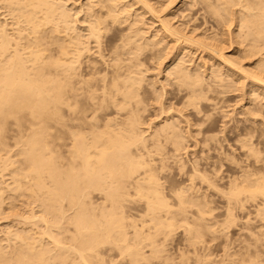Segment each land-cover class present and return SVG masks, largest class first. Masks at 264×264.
Returning <instances> with one entry per match:
<instances>
[{
    "label": "bare ground",
    "instance_id": "bare-ground-1",
    "mask_svg": "<svg viewBox=\"0 0 264 264\" xmlns=\"http://www.w3.org/2000/svg\"><path fill=\"white\" fill-rule=\"evenodd\" d=\"M68 1L0 0V116L2 118L9 116L8 119H13L14 117L11 116H15L16 118L14 119H19L21 123L27 120L24 125H27L26 129L28 128L30 132L25 139L23 138L28 142L24 141V143L29 145V148H26L28 150L25 155L29 156L30 158L28 159L33 161L34 168H32L33 166L31 168L35 175V181L31 180L35 182L34 187L31 186V190H29L30 188L27 189L32 195H37V198L40 197L46 206L49 203L46 200L52 201L53 205L49 206H52L55 212L50 213V218L55 219V221H51L49 217L47 218V213L45 212V215L41 211L42 214L38 218L43 223L42 227H39V225L37 227L34 221L35 228L30 226L31 228L25 230H21V228L20 231L22 232H15L12 236L19 238L17 242L20 240L21 246L17 251L12 245V248L16 251H13V254L11 252L12 255L10 256L7 255L8 251H6L8 253H5L0 249V264H8L11 260L14 261V264H68L70 256L62 253L67 249H72L78 253L80 259L86 264H92L85 254L90 252L91 256L96 258L100 254L96 246L106 241L109 243L113 242L117 247H122V249L126 248L134 255V261H136L140 257L141 249L139 250L138 246H131L133 244L131 243L132 238L140 237L145 240L146 237L153 243L154 238H157V236H154V238L150 236V228H154L157 234L159 232L168 233L174 227L176 218L188 223L193 218L190 220V215L193 214L192 216L195 218V213L198 215L196 218L200 219V216L203 217L205 213L210 214L213 211V206L215 207L214 198H216L215 201L218 198L224 200L223 203H225L226 214L224 221L222 220V225L226 223L225 226H227V224L234 223L238 217L234 215L237 208L238 210H248L246 207L247 203L254 206L252 210L256 213L255 218L264 223V147H261V143L262 146L264 143L259 139L256 140L255 137V133L259 130L255 132L249 127L247 129L246 126L234 129V126H232L233 129L229 130L233 133L231 137L235 136V138L231 146L234 145L236 147L235 149H230L232 153L226 152L227 144L223 146L222 143L220 147L217 146L218 148L215 144L214 146L210 144L213 141H220L218 139L221 138L216 139L215 135H210L212 131L211 124L214 121L212 113L203 114L202 112L207 104L209 106L212 105L215 110L217 104H219L216 103L215 98L217 92L211 93L212 91H217L214 90V86H216L213 85L214 83L223 88H229L230 86V83L224 82L226 78L219 74L221 72L217 73L216 69L213 73L214 75H211L212 77L209 76L212 78L210 79L212 81L209 82L208 79L205 80L201 72V75H195V73L193 75L192 68L188 69L189 65L183 66L182 62V64L179 62V64L175 63L173 67H170L169 76L174 77L179 85H185V88H182L184 101L179 96L177 98L189 109L186 114L183 113L186 118L179 114L186 119L185 123L182 122L186 125L184 126L185 129L179 127L181 121L174 119L170 122L165 119V121L162 120L161 124L158 122L159 125L157 127H155L156 125L149 126L151 124L149 121L150 123L146 124L149 126L146 130V126L143 128V124L146 121L140 115L144 108L143 105V108L141 107V103H143V100L147 102L146 97L143 99L144 92H142V89L145 88L144 85V88H142V80L145 77L143 70L145 68L142 70L141 66L148 64L150 60L163 59L169 49L164 52L167 46L162 44L163 42L166 43L165 40L169 38H171L170 44L174 39L175 44L176 42L177 45L179 43L180 48L185 45L186 47L193 45L195 46V49L193 48L195 51H197L196 48L209 50L212 56L220 63V68L223 65L226 70L238 71L236 72L237 74L240 72L245 76L244 78H250L252 80V84L251 82L250 84L254 91L260 87L264 89V0H202L206 3L207 10L210 9L224 26L230 27L235 23L236 35L234 33L232 35H235V41L239 44L246 43L245 47L243 46L242 55L250 60L249 66L251 68L249 69H246L241 64V61L238 62L235 57L232 59V56L226 55L223 48L217 47V43L216 45L215 43L211 44V42L207 44L208 41L206 43L202 41L205 38L199 39V36L195 38L193 35H195L196 30L193 35H187V32L184 31L186 34L182 32L186 29L183 28L180 31V27H177V29L176 26H172L169 20L163 19L158 14L160 11L158 12L154 7V3L151 4L149 0H96L89 4H86L85 0V3H82L83 1L81 3L78 2L80 4L79 7L74 3L76 4L74 8L70 7L71 5H69ZM169 1L171 2L172 0ZM192 2L191 4H193ZM233 4H238L240 7L236 9L235 5L236 10L234 11V8H232ZM193 8L191 6V9ZM82 12L85 15L83 23L81 21L82 26H86L84 33H81V27L78 25L81 20L78 15L80 13L82 15ZM191 13L195 14L192 11ZM147 19L151 20L154 25L149 26ZM84 21L86 22L85 25ZM152 26H154V32L150 34L148 30L153 28ZM192 32L193 30L190 31V34ZM147 33L150 35L148 36ZM214 33L215 37L217 32ZM207 37L209 38L210 34ZM217 38L219 39V37ZM217 38L215 39L216 41H218ZM215 40L213 41L215 42ZM184 43L189 46L187 44L183 45ZM170 46L174 47L173 45ZM169 48V53L172 54L173 49ZM190 48L192 47L190 46ZM175 49L179 48L174 47ZM176 52H174L175 55ZM95 54H99L98 56L101 59L95 57ZM107 56L109 59H105ZM168 56L170 55L168 54ZM209 58L211 57L209 56ZM178 59L181 58L178 57ZM184 61L186 60L184 59ZM214 70L212 69L211 73ZM227 73L229 74V72ZM233 74L235 73L233 72ZM237 78L239 77L237 76ZM179 85L177 88H179ZM211 89L213 90L209 96L208 91ZM218 91L220 92V90ZM260 93L264 94V92ZM211 94L216 95L213 97ZM180 100L178 102L181 104ZM171 104L167 105L168 110L173 108ZM173 109L176 111V108ZM260 109L262 108L257 110L260 111ZM178 111L181 112V110ZM26 112H28L27 114L30 113L32 117L30 120L25 118L22 121L23 114H26ZM163 112L166 111L163 109ZM163 112L161 111V113ZM167 114L166 112L164 115ZM168 116H171V114ZM168 116H165V118ZM188 116H190V119ZM191 116L193 118L192 122ZM177 117L179 116L177 115ZM258 118L260 117L258 116ZM260 119L262 120V118ZM2 120H5V118ZM6 121L8 122V120ZM14 122L16 123V121ZM50 123H53V125L51 126ZM202 124L203 126L205 124V128L201 129L203 127ZM49 125L54 128L53 132L49 131ZM191 126L193 128L195 126L196 128L201 127L192 129ZM20 128L24 129V126ZM150 128L152 132L148 134L147 131ZM258 136L260 138V135ZM261 139L263 140V138ZM188 142H191L190 145L200 151L206 146L208 152H206V155L200 156V158H194L195 155L194 159H190L189 155L191 153L188 152ZM3 144L5 145V143ZM209 144L211 145L210 148L207 147ZM21 149L19 150L21 151ZM182 151H184V154ZM211 151L215 152V155H211ZM186 154L189 157H187L188 159ZM22 155H24L23 152ZM3 161L6 162L5 158ZM5 162L3 163L5 164ZM169 163L177 165L178 174L183 180L175 185L168 186V193H166L164 191L165 186L159 181L158 176L165 172L167 167L168 171L171 170ZM7 165L4 166L6 167ZM12 165L14 164L12 163ZM28 167L30 168V165ZM3 170L2 172H4ZM1 173L0 176L2 177L6 172L2 175ZM21 173L25 175L26 172L21 171ZM23 174L21 176L18 175L21 179H24L23 183L26 182L29 185L33 175L26 173L25 180ZM3 180L4 184L6 179ZM7 183L9 184V182ZM13 186L12 189L14 188ZM6 189H10L9 185L6 186ZM5 196L0 193V211L2 206H5L2 203L4 202L3 198L6 199ZM7 202L5 200L6 205ZM136 202H142L143 208L136 214L128 212L126 208ZM8 203L10 204V202ZM9 204L7 205L8 208L11 207ZM194 207H196V210H194ZM201 207L205 209L202 210ZM66 208H69V210L74 209L72 211L74 214L70 216L68 212L66 216L70 217H66L65 212L68 211V209L66 211ZM215 208L217 209V206ZM192 210L195 212L192 213ZM0 213L3 212L1 211ZM52 214L55 215H53L54 218H52ZM18 216L16 215V218ZM35 216L33 213L30 216L21 218L29 223ZM58 217L61 221H56ZM64 217L68 218V220L65 218L68 223H73V226H76L79 233L88 234L90 238L80 241L78 247L68 245L67 242V245L63 243L62 240H65V237L63 239L60 232L58 234H61L59 235L61 237L57 236L56 233L62 219L65 220ZM241 218L239 220L243 223ZM188 219L190 221L187 222ZM16 220L15 222H19V218ZM247 221L249 222V218ZM141 223L143 224L139 227ZM17 224L19 225V223ZM19 226L21 227V225ZM24 226L22 224V227ZM60 226V231L65 233L63 236L67 234V230L70 231L71 229L70 227L63 231V224ZM129 226L134 229L132 238L128 229ZM259 226L260 229L261 227L264 229V224H259ZM54 227L56 233H54ZM6 229L9 231V228ZM15 229L13 227V231ZM258 229L256 230L257 232H259ZM261 232L258 234H261L264 238V231ZM254 234L256 235L257 233ZM251 236L253 237V235ZM74 237L76 238L75 235ZM2 239L6 240V237L4 236ZM45 240L47 243H45ZM48 244H52L50 245L51 248L53 246L54 248L62 247L63 249L61 248V252L57 250L58 253L54 251L55 254H53L51 250L53 251L54 248L51 249ZM3 248L5 249V247ZM99 259H95L96 262H100L101 259Z\"/></svg>",
    "mask_w": 264,
    "mask_h": 264
},
{
    "label": "rangeland",
    "instance_id": "rangeland-1",
    "mask_svg": "<svg viewBox=\"0 0 264 264\" xmlns=\"http://www.w3.org/2000/svg\"><path fill=\"white\" fill-rule=\"evenodd\" d=\"M71 0H69L68 1V3H70L69 5H71L70 7H72V8H74V7H76V4H77V7H79V3H81L82 1V3H85V0H73V1H71ZM77 1V2H76ZM95 2L96 0H89L88 2H87V0H86V4L88 3H90V2ZM150 2H151V4L152 3H154V7L157 9V11L159 12L158 14H160L161 16H162V18L163 19H167V20H169L171 23V25L172 26H176V28L177 27H180L179 28V30L180 31H182L183 30V28L184 29H186V30H183L182 32L183 33H185V32H187V35L189 34V35H193V33H194V31H195V35H193L195 38H198V36H199V39H201V38H205V40H202V41H204L205 43L207 42V44L209 43L210 44V42H211V44L213 43H215V45H216V43H217V47L218 48H223L222 50L224 51V53L226 54V55H228L229 57H231L232 56V59H234L233 57H235V59L239 62V61H241V64H243V66L246 68V69H249V68H251V66H249V62H250V60L248 59V58H245L243 55H242V50H243V48L245 47V45H246V43L245 42H243V44L241 45V44H239L237 41H235L236 40V37H235V35H236V26H235V23L234 24H232V26H230V27H227L226 25L224 26L223 25V23H221L220 22V19L218 18V17H216L213 13H212V11L210 10V9H208L207 10V5H206V3L204 2V1H202V0H172L171 2L169 1V0H149ZM167 1V2H166ZM169 1V2H168ZM191 1H193L192 3L193 4H195V5H193V4H191ZM211 1H213V0H211ZM230 1H233V0H230ZM79 2V3H78ZM162 2V3H161ZM164 2V3H163ZM202 2V3H201ZM74 3H76V4H74ZM160 3V4H159ZM170 3H172V4H170ZM74 4V5H73ZM191 4V5H190ZM200 4V5H199ZM202 4V5H201ZM156 5V6H155ZM165 5V6H164ZM187 5V6H186ZM203 5H205V6H203ZM235 5L236 4H233L232 5V8H234L233 10L235 11L237 8H239L240 6L237 4L236 5V9H235ZM137 6H139V5H137ZM137 6H136V8H137ZM158 6H159V8H158ZM172 6V7H171ZM191 6H192V8L193 7H195V8H193V9H191ZM238 6V7H237ZM169 7V9H167ZM204 7V8H203ZM164 8H165V10H164ZM187 8V9H186ZM135 9V8H134ZM160 9V10H159ZM181 9V10H180ZM185 10V11H184ZM202 10V11H201ZM210 10V11H209ZM164 11V12H163ZM174 11V12H173ZM191 11L192 12H194L195 14H193V13H191ZM208 11V12H207ZM198 12V13H197ZM176 13V14H175ZM187 13V14H186ZM203 13V14H202ZM212 13V14H211ZM165 14H167V15H165ZM173 14V15H172ZM178 14V15H177ZM198 14V15H197ZM163 15H165V16H163ZM174 15H176V16H174ZM183 17H182V16ZM189 15V16H188ZM191 15V16H190ZM203 15H204V17H203ZM210 16H212V17H210ZM78 17L81 19L79 22H78V25L81 27V33H84V28L86 27V26H82L83 24V20H84V18L83 17H85V15H84V13L82 12V15H81V13H80V15H78ZM174 18V20H173V18ZM196 18V19H195ZM209 18V19H208ZM218 18V19H217ZM171 19V20H170ZM184 19V20H183ZM193 19H194V21H193ZM197 20V21H196ZM212 20H213V22H212ZM216 20V21H215ZM81 21H82V23H81ZM147 21H149L148 22V24H150L149 26H151V25H154V24H152V21L151 20H149V19H147ZM173 21V22H172ZM178 21V22H177ZM199 21H201V22H199ZM207 21V22H206ZM183 22V23H182ZM187 22V23H186ZM191 22V23H190ZM85 21H84V25H85ZM178 23V24H177ZM217 23V24H216ZM176 24V25H175ZM180 24V25H179ZM184 24V25H183ZM187 24V25H186ZM196 24V25H195ZM219 24V25H218ZM193 25H194V27H193ZM198 25H199V27H198ZM212 25V26H211ZM221 25V26H220ZM126 26V25H125ZM185 26V27H184ZM196 26V27H195ZM220 26V27H219ZM224 26V27H223ZM153 28H150L149 30H148V32L151 34L152 32H154V26H152ZM203 27V28H202ZM215 27V28H214ZM222 27V28H221ZM227 27V28H226ZM233 27V28H232ZM193 28V29H192ZM195 28V29H194ZM216 28H217V30H216ZM220 28V29H219ZM230 28V29H229ZM232 28V29H231ZM178 29V28H177ZM182 29V30H181ZM193 30V32L190 34V31H192ZM207 29V30H206ZM212 29V30H211ZM202 30V31H201ZM216 30V31H215ZM226 30H228L227 32H226ZM232 30H233V32H232ZM185 31V32H184ZM232 33H231V32ZM204 32V36L202 35V33ZM211 32V33H210ZM214 32H217L216 33V36L214 37ZM219 32V33H218ZM225 33V35H224V33ZM228 32H230V33H228ZM86 33V32H85ZM107 33H109V32H107ZM149 33H147V35L149 36L150 34ZM235 34V35H232V34ZM186 34V33H185ZM197 34V35H196ZM202 36H201V35ZM209 34H210V37L212 38V40H210L211 38L209 37H207V36H209ZM212 34H213V36H212ZM220 34V35H219ZM227 34V35H226ZM229 34V35H228ZM108 35V34H107ZM205 35H206V37H205ZM218 35V36H217ZM227 36H228V38H227ZM231 38H230V37ZM232 36H233V38H232ZM217 37H219V39L217 38ZM225 37V38H224ZM217 38V40L218 41H216L215 39ZM224 38V39H223ZM229 38H230V40H229ZM209 39V40H208ZM244 39V38H243ZM213 40H215V42L213 41ZM233 40V41H232ZM166 41V43L165 42H163V44L162 45H165L166 44V48H165V50H164V52H166V50L168 51V49H169V51L166 53L167 55H165L164 57H163V59H160V60H158V59H154V60H150L149 61V63L148 64H145L146 65V67H145V65L144 66H141V69L143 70L144 68V70H143V73L145 74V77H146V80H145V77H144V80H142V88H144V86H145V88L144 89H142V92H144L143 93V99L146 97V99H147V102H146V100H143V103H141V107H142V105H143V111H141L142 112V114L140 113V115L142 116V118H144L143 120L144 121H146V123L145 124H143V126H141V127H143V128H145V126H146V130H147V128L149 127V126H151V125H153V126H155V127H157L159 124H161L163 121L162 120H164L165 121V119L167 120V121H170V122H172L174 119L177 121H181V123H180V125H179V127L181 128H183V129H185V127L184 126H186L185 124H183V123H185L186 122V119H184V118H186V116H184L183 115V113L184 114H186V112L187 111H189V109L182 103V101H184V98H183V92H182V88H185V85H179L176 81V79H174V77H172V76H169V74H168V72H169V69H170V67H173V65L176 63V64H179V62H180V64H182L183 66L185 65V66H188L189 65V67H188V69H191V71H192V74L194 75V73H195V75H201V73L203 74V76H204V78H205V80H207L208 79V81L210 82V81H212V80H210V79H212V78H210V77H212L211 75H214L213 73L216 71V69H217V73L218 72H221V73H219V74H221L222 76H223V78H226V79H228V80H226L225 79V81L224 82H226L227 81V83H230L229 85V88H223L222 86H220V85H217V84H213V85H216V86H214L215 88H214V90H217V91H215V92H213L212 90L213 89H211L210 91H208V95L210 96V92L211 93H216V94H214V95H216V97L213 95V94H211L213 97H215L216 98V103H219V104H217V107H216V110H215V108H213L212 107V105H208L207 103V105H205V108H203V114H207V113H212V116H213V118H214V121H213V123L211 124V127H212V131L210 132V135H215V137H216V139H218V138H221V139H218V140H220V141H213L212 143H210L212 146H214V144H215V146L217 147V146H221V144L223 143V146L225 145L226 146V144H227V150H226V152L228 151L229 153H232V150L230 151V149L232 148V149H235L236 147L234 146V145H232L231 146V143L234 141L233 139L235 138V136L234 137H231L232 136V134L233 133H231L232 131V129H233V127L232 126H234V129H236V128H243L244 126H246L247 127V129H248V127L251 129V130H254L255 132H257L258 130V135H260V138H259V136L257 135V133H255L256 135H255V137H256V140L257 139H259V140H261L263 143H264V133H262V132H264V113H263V110H264V98H263V96H264V94L263 93H260V92H264V89H262L263 87H260V88H258L256 91H254V88L252 87V80L250 79V78H244L245 76L243 75V74H241L240 72L237 74L236 72H238V71H232V70H226V69H224L223 68V65H221L222 67L220 68V66H219V64L220 63H218V60L216 59V58H214L213 56H212V54L210 53V51L209 50H203L202 48L201 49H197L196 48V50L197 51H195L194 49H195V46H193V45H190L192 48H190V46L187 44V43H184L183 45H185V44H187V46H189V47H186V45L185 46H181V48L179 47L180 45H179V43H178V45H177V42H176V44H175V41H174V39L172 40V42H171V44H170V41H171V38H169L168 40L166 39L165 40ZM237 42V43H235V42ZM169 42V43H168ZM229 42H230V44H229ZM234 42V43H233ZM174 43V44H173ZM232 43V44H231ZM170 44V45H173L174 47H177V48H179V49H183V50H179V49H175L174 50V47H172V46H168V45ZM219 44V45H218ZM176 45V46H175ZM230 45V46H229ZM221 46V47H220ZM238 46V47H237ZM244 46V47H243ZM169 47H171L172 49H173V52H172V54L171 53H169L170 52V48ZM182 47H184V48H182ZM186 47V48H185ZM227 47V48H226ZM231 47V48H230ZM194 48V49H193ZM239 48V49H238ZM185 49H187V50H185ZM231 49V50H230ZM233 49V50H232ZM96 50V49H95ZM200 50V51H199ZM203 51V53H202V51ZM155 51H156V49H155ZM176 51H178V52H176ZM185 51V52H184ZM194 53H193V52ZM174 52H176V55H175V53ZM180 52V53H179ZM187 53V54H186ZM241 53V54H240ZM168 54L170 55V56H168ZM183 54V55H182ZM210 54V55H209ZM99 55V54H98ZM97 54H95V57H97L98 59H101V57L100 56H98ZM186 55V56H185ZM202 55V56H201ZM208 55V56H207ZM235 55V56H234ZM237 55V56H236ZM171 56H173V57H171ZM180 57L181 59H178V57ZM183 56H184V58H183ZM209 56L211 57V58H209ZM241 56H243V57H241ZM100 57V58H99ZM195 57V58H194ZM200 57V58H199ZM240 57V58H239ZM173 60H172V59ZM105 59H109V57L107 56ZM175 59H177V60H175ZM184 59L186 60V61H184ZM201 59V60H200ZM204 59H205V61H204ZM171 60H172V62H171ZM191 60V61H190ZM207 60V61H206ZM212 60V61H211ZM190 61V62H189ZM151 62V63H150ZM159 62V63H158ZM182 62V63H181ZM196 62H197V64H196ZM205 62V63H204ZM173 63V64H172ZM190 63H192L191 65H190ZM200 63V64H199ZM204 64V65H202V64ZM158 64H159V66H158ZM172 64V65H171ZM148 65V66H147ZM199 65V66H198ZM213 65V66H212ZM198 66V67H197ZM204 66V67H203ZM197 67V68H196ZM201 67V68H200ZM211 67H213V68H211ZM248 67V68H247ZM223 68V69H222ZM147 69V70H146ZM162 69V70H161ZM199 69H201V70H199ZM212 69L214 70L212 73H211V71H212ZM218 69H221V70H218ZM149 70V71H148ZM164 70V71H163ZM199 70V72L197 73V71ZM223 70V71H222ZM151 71V72H150ZM154 71V72H153ZM195 71V72H194ZM226 71V72H225ZM160 72V73H159ZM201 72V73H200ZM227 72H229V74L227 73ZM231 72V73H230ZM233 72L236 74H233ZM163 73V74H162ZM207 73V74H206ZM166 74V75H165ZM205 74V75H204ZM210 74V75H209ZM226 74H227V77H226ZM232 74V75H231ZM234 75V76H233ZM241 75V76H240ZM139 76V75H138ZM155 76V77H154ZM206 76H210L209 78L207 77L206 78ZM230 76H232V77H230ZM236 76V77H235ZM237 76L239 77V78H237ZM243 76V77H242ZM168 77V78H167ZM229 77V78H228ZM164 78H166L165 80H164ZM237 79H239V80H237ZM246 79V80H245ZM163 80V81H162ZM237 80V81H236ZM154 81V82H153ZM234 81V82H233ZM143 82H144V84H143ZM170 82V83H169ZM206 82V81H205ZM250 82H251V84H250ZM147 83V84H146ZM157 83V84H156ZM160 83V84H159ZM163 83V84H162ZM152 86H151V85ZM162 84V85H161ZM176 84V85H175ZM179 85V88H177V86ZM244 84H246V85H244ZM144 85V86H143ZM149 86V87H148ZM180 86H182L181 87V90H180ZM248 86V87H247ZM152 87V88H151ZM155 87V88H154ZM239 87V88H238ZM241 88H243V89H241ZM253 88V89H252ZM164 90V91H163ZM218 90H220V92H221V94H220V92L218 91ZM261 90H263V91H261ZM146 91V92H145ZM157 91V92H156ZM250 91V92H249ZM160 92H162V93H160ZM165 92V93H164ZM177 92H178V94H177ZM182 92V93H181ZM219 92V93H218ZM254 92H256L255 94H252V93H254ZM241 93H242V95H241ZM259 95H258V94ZM156 94V95H155ZM163 94H164V96H163ZM167 94V96H165ZM252 94V95H251ZM262 96H261V95ZM161 96V97H160ZM174 96H176L175 98H174ZM178 96H179V98L180 99H183L182 101L180 100V99H177L178 98ZM157 97H160V98H157ZM167 97V98H166ZM218 97V98H217ZM255 97V98H254ZM152 98H154V99H152ZM166 98V99H165ZM221 98H222V100H221ZM261 98V99H260ZM263 98V99H262ZM170 99V100H169ZM253 99V100H252ZM181 101V104H182V106H181V104H180V102H178V101ZM219 100V101H218ZM262 100V101H261ZM146 103H145V102ZM258 101V102H257ZM157 102V103H156ZM163 102H165V103H163ZM253 102V103H252ZM171 103H173V104H171L172 105V107L173 108H176V111L173 109V108H170V110H168V107H167V105L169 106ZM177 103H178V105H177ZM258 103V104H257ZM174 104H175V106H174ZM161 105V106H160ZM164 105H165V107H166V109H165V107H164ZM185 107H184V106ZM251 106V107H250ZM261 106V107H260ZM179 107V108H178ZM184 107V109H182ZM162 108V110H160ZM186 108V109H185ZM246 108V109H245ZM250 108V109H249ZM259 108H262V109H260V111H258L259 110ZM145 109V110H144ZM163 109L168 113L167 115H164L166 112H163ZM172 109V110H171ZM181 110V112H179L178 110ZM212 109V110H211ZM254 109V110H253ZM258 109V110H257ZM208 111V112H206V111ZM161 111L163 112V113H161ZM170 111V112H169ZM171 111H173V112H171ZM177 111H178V113H177ZM184 111V112H183ZM212 111V112H211ZM218 111V112H217ZM174 112H175V114H174ZM214 112H215V114H214ZM246 112V113H245ZM260 112V113H259ZM28 112H26V114H23L24 116H23V118H22V121H24L23 119H28V120H30V118L32 117V115L29 113V114H27ZM177 113V114H176ZM169 114H171V116H174V117H171V116H168ZM172 114H174V115H172ZM179 114H182L183 116H184V118H183V116L182 115H179ZM203 114H201V115H203ZM251 114V115H250ZM29 115V116H28ZM31 115V116H30ZM161 115V116H160ZM177 115L179 116V117H177ZM249 115V116H248ZM27 116V117H26ZM148 116V117H147ZM165 116H168L167 118H165ZM177 117V119H176V117ZM182 116V117H181ZM252 116V117H251ZM255 116V117H254ZM258 116L260 117V118H262V120L260 119V118H258ZM263 116V117H262ZM7 117V116H6ZM6 117H1L0 116V127H1V129H0V152L2 153H0V156L2 155V157H0V173L2 172V170L4 171V172H2L1 173V175L3 174V173H5V174H3V176L2 177H4L5 179H6V182H4V184H3V182H2V180L4 179V178H2L1 176H0V179L2 178V180L0 181L1 183H0V193H1V195L3 194V195H6L5 196V198L6 199H4L3 198V200H4V202H2L3 204H5V206L3 205V204H1V205H3L2 206V209H1V211L3 212V213H0V249L2 250V251H4L5 253H8L7 255L8 256H10V255H12L13 254V251L15 252L16 250L15 249H17V251L19 250L18 248L21 246V241L19 240V242H17L18 241V239L17 238H15V236H12V235H14V233L15 232H22V231H20V229L21 230H25V229H28V228H31L30 226H32V227H38V225H39V227L41 226V225H43V223L39 220V218H38V216L40 215V214H42L41 213V211L45 214V212L47 213V218L49 217V219L52 221L53 219H51L50 217V213H55L54 211H53V208H52V206H49V205H51L52 203V201H50L49 199V201L48 200H46L47 201V206H46V204L44 203V201L42 202L41 201V198L40 197H36V196H34V195H32L31 194V192L30 191H28V189L29 190H31V186H33L34 187V185H35V182H33V181H35L34 179H35V175L33 174V169L32 168H34V163H33V161L31 160V159H28V158H30L29 156L27 157V155H25L26 153V151L28 150V149H26V148H29V145L28 144H26V143H28L27 142V140H24L26 137H27V134L30 132V130L27 128L26 129V127H27V125L25 124L24 125V123L26 122L27 123V120L22 124L21 123V121L19 120V119H14V118H16L15 116H11V117H14L13 119L12 118H9L8 119V117L6 118ZM29 117V118H28ZM171 117V119L169 120V118ZM189 117V119H190V116H188ZM187 117V118H188ZM200 117H203V116H200ZM5 118V120H2V119H4ZM179 119H181V120H179ZM184 119V120H183ZM6 120H8V122L6 121ZM172 120V121H171ZM183 120V121H182ZM251 120V121H250ZM2 121V122H1ZM11 121V122H10ZM14 121H16V123L14 122ZM151 122V124L149 125V126H147L150 122ZM193 121V118H192V116H191V122ZM242 121V122H241ZM13 122V123H12ZM158 122H159V124H158ZM183 122V123H182ZM238 122V123H237ZM9 123V124H8ZM11 123V124H10ZM153 123V124H152ZM155 123V124H154ZM193 123H195V122H193ZM5 124V125H4ZM8 126H7V125ZM147 124V125H146ZM14 125V126H13ZM19 125V126H18ZM50 125L52 126L53 125V123L51 124L50 123ZM49 125V131H52L53 132V130H54V128L52 127L51 128V126ZM194 125V124H193ZM195 125H197V124H195ZM235 125H239L238 127L237 126H235ZM262 125V126H261ZM24 126V129H26V130H28V131H26V130H24L23 128H20V127H23ZM198 126V125H197ZM202 126H203V124H202ZM252 126V127H251ZM259 126V127H258ZM6 127V128H5ZM16 127V128H15ZM19 127V128H18ZM192 127V129H199L201 126H199V127H197L196 128V126L193 128V126H191ZM190 127V128H191ZM202 128H205V124H204V126L203 127H201V129ZM232 128V129H231ZM253 128V129H252ZM260 128V129H259ZM21 129V130H20ZM153 129H154V127H153ZM152 129V130H153ZM229 129H231V130H229ZM257 129V130H256ZM204 130V129H203ZM24 131V132H23ZM20 132V133H19ZM148 132V134L150 133V132H152L151 131V128L149 129V131H147ZM146 132V133H147ZM183 132H184V130H183ZM260 132H261V134H260ZM195 133V132H194ZM212 133H214V134H212ZM227 133V134H226ZM22 134V135H21ZM2 135H4L3 137H2ZM13 136H15L14 138H13ZM25 136V137H24ZM223 137H224V139H223ZM258 137V138H257ZM3 138V139H2ZM4 138H5V140H4ZM24 138V139H23ZM261 138H263V140L261 139ZM2 139V140H1ZM21 139V140H20ZM229 141H228V140ZM255 139V138H254ZM20 140V141H19ZM224 140V141H223ZM7 141V142H6ZM17 141V142H16ZM24 141L26 142V143H24ZM20 142H22V143H20ZM221 142V143H220ZM3 143H5V145L3 144ZM190 143L191 142H188V146H189V148H191L192 150H194V151H192L191 149H189L188 148V152L189 153H191L189 156H190V159H194V158H200V156H204V155H206V152H208V148H206V146H205V148L203 147V150L205 151H203V150H198V148H194V146L192 145H190ZM216 143H218V144H216ZM229 143H230V145H229ZM2 144V145H1ZM25 144V145H24ZM209 144V146H207V147H209L210 148V145ZM233 144V143H232ZM22 145H23V147H22ZM27 145V146H26ZM191 146V147H190ZM229 146H230V148H229ZM23 148V149H21V148ZM261 147H264V144H263V146H262V143H261ZM218 148V147H217ZM19 149H21V151L19 150ZM26 149V150H25ZM202 149V148H201ZM206 149V150H205ZM220 149V148H219ZM229 149V150H228ZM190 150V151H189ZM197 150V151H196ZM223 150V149H222ZM3 151V152H2ZM185 151V150H184ZM184 151H182V153L184 152ZM219 151V150H218ZM22 152H23V154L24 155H22ZM196 152V154H194V153ZM197 152H198V154H197ZM220 152V151H219ZM21 153V154H20ZM188 153V154H189ZM199 153H201V154H199ZM204 153V154H203ZM212 153V154H211ZM211 153H209V154H211V155H215V152H213V151H211ZM184 154V153H183ZM208 154V153H207ZM239 154V153H238ZM263 154H264V151H263ZM262 154V155H263ZM187 155V154H186ZM196 155V156H195ZM198 155V156H197ZM22 156V157H21ZM24 156V157H23ZM185 156V155H184ZM195 156V157H194ZM240 156H242V155H240ZM264 156V155H263ZM5 158V160H6V162L5 161H3V159ZM20 157V158H19ZM25 157H26V159H25ZM188 157V155L186 156V158ZM192 157V158H191ZM194 157V158H193ZM230 157V156H229ZM243 157V156H242ZM1 158H3L2 160H1ZM7 158V159H6ZM24 158V159H23ZM189 158V157H188ZM187 158V159H188ZM25 160H26V162H25ZM27 160H29V161H27ZM31 160V161H30ZM3 162H5V164L3 163ZM10 162V163H9ZM29 162V163H28ZM2 163V164H1ZM12 163L14 164V165H12ZM26 163V164H25ZM31 163V164H30ZM8 164V165H7ZM18 166V168H16L17 166ZM170 164V166H171V170L170 171H168V167H167V169H166V171L165 172H163V173H161L160 174V176H158L159 177V181L165 186V188H164V191L166 192V193H168V186H170V185H175V184H177V183H179L180 181H182L183 179L180 177V174H178V171H179V169H178V167H177V165L176 164H172L171 165V163H169ZM4 165H7L6 167L4 166ZM12 165V166H11ZM23 165V166H22ZM30 165V168H31V166H33L31 169L28 167ZM2 166H4V167H2ZM10 166V167H9ZM19 166H20V168H21V170H20V168H19ZM24 167L23 169H22V167ZM1 168H2V170H1ZM6 168H7V171H6ZM9 168V169H8ZM225 168V167H224ZM13 169H17L16 171L15 170H13ZM30 169V170H29ZM27 170V171H26ZM19 171V172H18ZM21 171L22 172H26L28 175H29V173H30V175L32 176V178L30 179V181L33 179V181H29V185H28V183H23L24 182V179L22 178H20L19 177V175L21 176L23 173H21ZM30 171H32V172H30ZM11 172V173H10ZM11 174V175H9V174ZM26 173H25V175L23 174V177L25 178L26 177ZM16 174V175H15ZM19 174V175H18ZM17 176V177H16ZM14 177H16V178H14ZM18 178H20V179H18ZM4 179V180H5ZM15 179V180H14ZM3 180V181H4ZM18 180V181H17ZM23 180V181H22ZM25 180H26V178H25ZM20 181V182H19ZM198 181V180H197ZM7 182H9V184L7 183ZM6 183H7V185H9V190H7L6 189ZM17 183V184H16ZM22 183V184H21ZM13 184H14V186H13ZM16 184V185H15ZM20 184V185H19ZM3 186V187H2ZM11 186V187H10ZM12 186L14 187L13 189H12ZM16 186H17V188H16ZM23 186V187H22ZM2 187V188H1ZM20 187H22V188H20ZM3 188H4V190H7V191H4L3 190ZM28 188V189H27ZM3 192V193H2ZM29 192V193H28ZM6 193V194H5ZM8 193V194H7ZM32 197H31V196ZM3 197V196H2ZM8 198V199H7ZM33 198V199H32ZM40 198V200H38ZM95 199H96V197H95ZM215 199L216 198H214V205H215V207L217 206V209L213 206V211H211V213L209 214V213H205L204 215H203V217L202 216H200L201 218L200 219H197L196 218V216L198 217V215H196L194 212H193V210H192V213H194V215H195V218H194V216H192L193 214H191L190 215V217H189V219L191 220V218H192V220H191V222H188V221H190L189 219L187 220V222L189 223H186V222H183V220L182 219H179V218H176L175 219V225H174V227L171 229V230H169L168 231V233H158L157 234V231L154 229V228H150L149 230H150V236L151 237H153L154 238V236H157V238L155 237L154 238V242L152 243L151 241H150V239H148V238H146L145 237V240L144 239H141L140 237H138V238H132V236H133V231H134V229H133V227H131V226H129L128 227V229H129V232H130V236H131V243H133V244H131V246H133V247H135V246H138L137 248L140 250V257H138V259L136 260V261H134V255L131 253V252H129L128 250H126V248H123L122 249V247H120V246H118L117 247V245H115L113 242H111V243H109V242H105V243H100L98 246H96L97 248H98V250H99V252H100V254L99 255H97L96 256V258H95V256L93 257V256H91V254H90V252H88L87 254H85L86 255V257L88 258V260L90 261V263H92V264H97V263H100V264H102L103 262H104V264H256V263H258V264H261V262H263V264H264V238L262 237V235L261 234H263L261 231H264V229H262V227H261V229L259 228L260 226H259V224H264V223H261V221H259L257 218H255V216H256V213L252 210V209H254V206L252 205L251 206V204L250 203H247V208H248V210L247 209H245V210H238V208H237V210H236V213H235V210H234V215H235V217H236V215L239 217V216H241V217H243V218H241V217H239V219L241 218V220H243V223L238 219V217L235 219L236 221L234 222V223H231L232 224V226H231V224H229L230 225V227H228L229 225L227 224V226H225L226 225V223L224 224V225H222L223 224V221H224V218H225V214H226V212H225V203H223L224 202V200H221V199H218L217 198V200L216 201H218V202H216L215 201ZM5 200H6V202L8 201V202H10V204L7 202V205L9 204V206H11V207H9L8 208V206L6 205V203H5ZM96 200H98V198L96 199ZM222 201V202H221ZM42 202V203H41ZM141 203L142 202H136V203H134V204H131L129 207H127L126 209L128 210V212H130V213H133V214H136V213H138L139 211H140V209H142L143 208V205H141ZM221 203V204H220ZM45 206H44V205ZM217 204V205H216ZM250 204V205H249ZM53 205V204H52ZM6 206H7V208H6ZM44 206V207H43ZM249 206V207H248ZM251 206V207H250ZM45 207H49L50 208V210H49V208H45ZM219 207H221L219 210H218V208ZM0 208H1V206H0ZM5 210H4V209ZM46 209V210H44V209ZM13 211H12V210ZM67 209H68V211H67ZM72 209V208H71ZM193 209V208H192ZM201 209L202 210H204L205 208H202L201 207ZM216 209V210H215ZM222 209V210H221ZM251 209V210H250ZM5 212H4V211ZM9 210H10V212H9ZM34 210V211H33ZM48 210H49V213H48ZM52 210V211H51ZM194 210H196V207H194ZM224 210V211H223ZM0 211V212H1ZM66 211L67 212H65V216H66V213H67V215H68V212H69V214H70V216L72 215V214H74V212H72V211H74V209H72V210H69V208H66ZM238 211V212H237ZM241 211V212H240ZM34 213V215H36L35 216V218H33L29 223H27V222H25V221H23V219L21 218V217H27V216H30V215H32L33 213ZM243 212V213H242ZM247 212H248V214H247ZM31 213V214H30ZM222 213H223V215H222ZM238 213V214H237ZM244 213H246V214H244ZM250 213V214H249ZM18 214H19V216H18ZM240 214H242V215H240ZM16 215L18 216L17 218H16ZM21 215V216H20ZM49 215V216H48ZM54 214H52V216H53ZM87 215V214H86ZM243 215H246V216H243ZM7 216V217H6ZM55 216V215H54ZM54 216L52 217V218H54ZM70 216H66V217H70ZM38 219H37V218ZM66 217H64V219L66 218ZM18 218H19V222L17 221L18 220ZM56 218V217H55ZM244 218H246L245 220H244ZM249 218V222L247 221V219ZM15 219H17L16 221L17 222H15ZM35 219V220H34ZM67 220H68V218H66ZM66 219L65 220H63L62 219V222H60V225L61 224H63V227H64V225H66L68 222L66 221ZM180 221H179V220ZM197 219V220H196ZM238 219V220H237ZM13 220V221H12ZM20 220H22L21 221V224H20ZM60 219H59V217H58V220L56 219V221H59ZM196 220V221H195ZM223 220V221H222ZM258 220V221H257ZM10 221V222H9ZM12 221V222H11ZM35 221V222H34ZM53 221H55V219L53 220ZM61 221V220H60ZM63 221H64V223H65V221H66V223L64 224L63 223ZM186 221V220H185ZM222 223H221V222ZM23 222H25V223H23ZM33 222L36 224V226L33 224ZM245 222V223H244ZM258 222H259V224H258ZM13 223H14V226H13ZM17 223H19V225H21V227L17 224ZM27 223V224H26ZM242 223V224H241ZM254 223V224H253ZM255 223H257V224H255ZM6 224H8L7 226H6ZM12 224V225H11ZM22 224L23 225H25L24 227H22ZM142 224L143 223H141V224H139V227H141L142 226ZM145 225H147L146 223H144ZM233 224H234V226H233ZM12 227H11V226ZM59 225V227H58V231H57V233L55 232V227H54V233H56V235L57 236H59V235H61L62 234V237L61 236H59V237H61V238H63L64 239V237H65V240H62L63 241V243H65L66 244V242H67V244L69 245H71V246H76V247H78V244L80 243V241H84V240H87V239H89L90 237H89V235L88 234H82V233H79V231H77V228H76V226H73L74 224L73 223H68V225H66L62 230L63 231H66L67 230V228L69 229L70 227H71V229H70V231L69 230H67V234L66 235H64L63 236V234H65L64 232H62V231H60L61 230V226ZM258 225V226H257ZM10 226V227H9ZM17 227V229H15L16 227ZM28 226V227H27ZM187 226H189L188 228H187ZM256 228H255V227ZM13 227H14V231H13ZM42 227V226H41ZM228 227V228H227ZM243 227V228H242ZM6 228H9V231L6 229ZM24 228V229H23ZM60 228V229H59ZM259 228V229H258ZM264 228V227H263ZM3 229H5V230H3ZM11 229V230H10ZM75 229V230H74ZM258 229V231L259 232H257L256 230ZM17 230V231H16ZM12 231V232H11ZM254 231V232H253ZM5 232V233H4ZM7 232V233H6ZM61 233V234H58V233ZM248 232V233H247ZM251 232V233H250ZM253 232V233H252ZM261 232V234H258V233H260ZM12 233V234H11ZM254 233H257L258 234V236H257V234L255 235ZM77 234V235H76ZM80 234V235H79ZM188 234V235H187ZM10 237H9V236ZM69 236V239H68V236ZM70 235H72V236H70ZM74 235L76 236V238L74 237ZM251 235H253V237L251 236ZM4 236L6 237V240H3L2 238H4ZM66 236H67V238H66ZM264 236V235H263ZM14 237V239H12ZM74 237V238H73ZM7 238H9V239H7ZM71 238V239H70ZM72 238H73V240H72ZM140 238V239H139ZM261 238V239H260ZM11 239V240H10ZM16 239V240H15ZM253 241H252V240ZM255 239H257V240H255ZM14 240V241H13ZM76 240H78V241H76ZM143 240V241H142ZM248 240V241H247ZM259 240V241H258ZM263 240V241H262ZM3 241V242H2ZM4 241H6V242H4ZM13 241V242H12ZM48 241V240H47ZM75 241V242H74ZM15 242V243H14ZM247 242V243H246ZM4 243H6V244H4ZM9 243V244H8ZM17 243V244H16ZM19 243V244H18ZM45 243H47L46 242V240H45ZM50 243V242H49ZM109 243V244H108ZM137 245H136V244ZM3 244V245H2ZM66 244V245H67ZM12 245H13V248H15V249H13L12 248ZM16 245H18V246H16ZM50 245H52V244H48V246L50 247ZM249 245V246H248ZM256 245V246H255ZM2 246V247H1ZM10 246V247H9ZM253 246V247H252ZM3 247H5V249L3 248ZM157 247H158V249L160 250H158L157 249ZM11 248H12V250H11ZM51 248V247H50ZM54 247L52 246V248L51 249H53ZM55 248H56V250H55ZM54 248V250L52 251L51 250V252H53V254H55L54 253V251H56V253H58L57 252V250H60L59 252H61V248H59V247H55ZM65 248V247H64ZM7 249V250H6ZM63 249V248H62ZM66 249V248H65ZM6 251H8V252H6ZM68 253H67V252ZM66 251H64V252H62V253H66L67 255H69L70 257H69V261H68V264H86L85 262H83L81 259H80V255L78 254V253H76L74 250H72V249H70V250H66ZM127 251V252H126ZM11 252H12V254H11ZM130 255V256H129ZM261 255V256H260ZM143 257V258H142ZM258 257V258H257ZM71 258V259H70ZM97 260V258L100 260V262H96V260ZM236 258V259H235ZM253 258V259H252ZM262 258V259H261ZM255 259V260H254ZM101 261H102V263H101ZM11 262V263H10ZM8 264H14V261H10ZM94 262V263H93ZM260 262V263H259Z\"/></svg>",
    "mask_w": 264,
    "mask_h": 264
}]
</instances>
